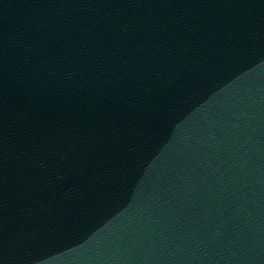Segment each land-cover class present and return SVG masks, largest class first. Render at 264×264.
<instances>
[{
    "label": "water",
    "instance_id": "obj_1",
    "mask_svg": "<svg viewBox=\"0 0 264 264\" xmlns=\"http://www.w3.org/2000/svg\"><path fill=\"white\" fill-rule=\"evenodd\" d=\"M126 264H264V58Z\"/></svg>",
    "mask_w": 264,
    "mask_h": 264
}]
</instances>
